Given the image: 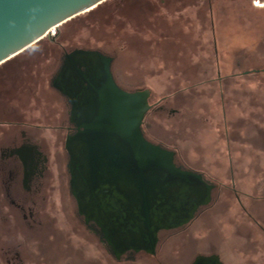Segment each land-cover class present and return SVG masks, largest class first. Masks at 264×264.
<instances>
[{
    "label": "rangeland",
    "instance_id": "rangeland-1",
    "mask_svg": "<svg viewBox=\"0 0 264 264\" xmlns=\"http://www.w3.org/2000/svg\"><path fill=\"white\" fill-rule=\"evenodd\" d=\"M263 10L264 0H107L0 65L5 117L12 104L57 108L51 77L63 49L113 57L122 86L151 92L147 135L218 185L188 229H162L155 255L126 264H190L203 251L223 264H264V29L255 26ZM101 264L125 263L102 249Z\"/></svg>",
    "mask_w": 264,
    "mask_h": 264
},
{
    "label": "water",
    "instance_id": "water-1",
    "mask_svg": "<svg viewBox=\"0 0 264 264\" xmlns=\"http://www.w3.org/2000/svg\"><path fill=\"white\" fill-rule=\"evenodd\" d=\"M105 1L0 0V65ZM111 61L99 51L76 49L53 83L69 98L80 129L68 140L75 194H87L91 204L102 201L103 207L113 200L120 257L129 241V248L139 242L136 249L155 252L159 230L191 221L211 201L213 185L178 167L173 151L144 137L151 92L121 88ZM194 264L223 263L213 255L199 256Z\"/></svg>",
    "mask_w": 264,
    "mask_h": 264
},
{
    "label": "flooded vegetation",
    "instance_id": "flooded-vegetation-1",
    "mask_svg": "<svg viewBox=\"0 0 264 264\" xmlns=\"http://www.w3.org/2000/svg\"><path fill=\"white\" fill-rule=\"evenodd\" d=\"M209 9L215 30V6L212 2ZM225 11L221 14L229 21L232 15ZM256 18L255 26L264 29V10ZM74 50L63 49L56 73L51 77L53 86L54 79L65 64L66 55ZM111 58L114 80L129 91L117 81ZM54 89L61 97L56 109L52 110V104H47L45 108L38 109L41 112L38 115L35 112L37 109L20 112L12 104L7 116L0 115V264H101L102 249L112 261L125 264L137 261L141 253L155 255L162 229L158 232L155 252L148 251L144 246L136 249L139 242L129 248V241L124 244L125 252L118 257L115 239L119 218H116L112 196V202L103 207L102 201L91 204L87 194H75L77 190L72 185V153L68 140L76 136L80 129L73 118L69 98L55 86ZM150 98L151 94V108L141 126L144 137L173 151L178 167L201 174L205 182L213 185L211 201L201 205L191 221L174 228H163L183 233L212 204L218 185L204 171L182 163L176 149L147 135L146 119L154 109ZM213 255L219 256L203 251L190 264H194L199 256Z\"/></svg>",
    "mask_w": 264,
    "mask_h": 264
},
{
    "label": "bare ground",
    "instance_id": "bare-ground-1",
    "mask_svg": "<svg viewBox=\"0 0 264 264\" xmlns=\"http://www.w3.org/2000/svg\"><path fill=\"white\" fill-rule=\"evenodd\" d=\"M56 30V29H55Z\"/></svg>",
    "mask_w": 264,
    "mask_h": 264
}]
</instances>
